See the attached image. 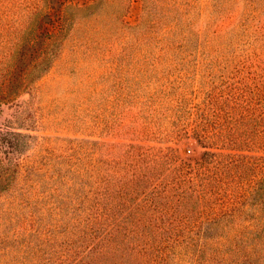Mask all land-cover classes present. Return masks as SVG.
<instances>
[{
  "label": "rangeland",
  "instance_id": "1",
  "mask_svg": "<svg viewBox=\"0 0 264 264\" xmlns=\"http://www.w3.org/2000/svg\"><path fill=\"white\" fill-rule=\"evenodd\" d=\"M46 14L0 96V264H264V0H0L1 63Z\"/></svg>",
  "mask_w": 264,
  "mask_h": 264
},
{
  "label": "trees",
  "instance_id": "2",
  "mask_svg": "<svg viewBox=\"0 0 264 264\" xmlns=\"http://www.w3.org/2000/svg\"><path fill=\"white\" fill-rule=\"evenodd\" d=\"M35 15L37 17L39 14ZM37 20L36 35L32 41L21 45L22 50L17 51V58L13 59V62H0V78L2 80L0 96L4 99L10 98L13 92L26 84L29 71L37 68L41 63V59H47L51 51V48L48 47L49 44L43 43L39 47L37 41L41 35L47 37V39H51L57 34L55 20L50 18V14L41 15ZM27 56L29 60L26 59ZM21 66H23V69H20ZM7 143V134L2 133L0 135V144Z\"/></svg>",
  "mask_w": 264,
  "mask_h": 264
}]
</instances>
